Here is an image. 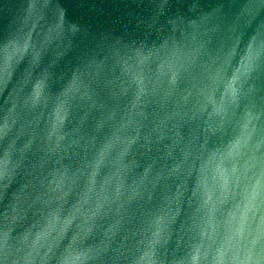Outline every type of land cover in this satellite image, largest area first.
<instances>
[{
  "label": "clouds",
  "instance_id": "clouds-1",
  "mask_svg": "<svg viewBox=\"0 0 264 264\" xmlns=\"http://www.w3.org/2000/svg\"><path fill=\"white\" fill-rule=\"evenodd\" d=\"M113 2L0 0V264H264V0Z\"/></svg>",
  "mask_w": 264,
  "mask_h": 264
},
{
  "label": "water",
  "instance_id": "water-1",
  "mask_svg": "<svg viewBox=\"0 0 264 264\" xmlns=\"http://www.w3.org/2000/svg\"><path fill=\"white\" fill-rule=\"evenodd\" d=\"M210 3L211 0H202ZM64 6L67 9L69 18L82 20L83 23L90 24L94 30H104L112 28L119 30L126 18H124L123 6L113 0H83L77 3L76 0H64Z\"/></svg>",
  "mask_w": 264,
  "mask_h": 264
}]
</instances>
